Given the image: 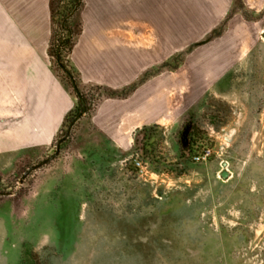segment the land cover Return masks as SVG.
<instances>
[{"label":"rangeland","instance_id":"rangeland-1","mask_svg":"<svg viewBox=\"0 0 264 264\" xmlns=\"http://www.w3.org/2000/svg\"><path fill=\"white\" fill-rule=\"evenodd\" d=\"M240 10L239 0L218 27ZM243 12L238 36L188 43L203 58L183 61L219 73L189 75L174 125L118 147L93 122L97 94L83 90L91 107L50 145L0 155V264H264V32L261 14ZM191 116L207 134L192 154Z\"/></svg>","mask_w":264,"mask_h":264},{"label":"crops","instance_id":"crops-1","mask_svg":"<svg viewBox=\"0 0 264 264\" xmlns=\"http://www.w3.org/2000/svg\"><path fill=\"white\" fill-rule=\"evenodd\" d=\"M240 1L247 14H261L253 23L264 32V0ZM82 2V32L69 56L79 88L126 91L137 85L128 96L103 99L92 114L99 130L122 148L132 145L135 131L172 126L181 118L189 75L219 73L188 65L181 56L202 57L200 50L189 55L188 43L211 35L237 5L235 0ZM243 10L210 45L238 36L236 28L250 23ZM52 33L51 0H0V155L50 145L77 106L49 62ZM231 50L229 57L242 56ZM199 79L193 81L198 88L204 81Z\"/></svg>","mask_w":264,"mask_h":264},{"label":"trees","instance_id":"trees-1","mask_svg":"<svg viewBox=\"0 0 264 264\" xmlns=\"http://www.w3.org/2000/svg\"><path fill=\"white\" fill-rule=\"evenodd\" d=\"M237 2V5L239 3V0H235V3ZM83 7L82 0H51V13L53 18V33H52V39L49 45V55L52 58H56V60L59 59L61 65L69 70L71 74L74 76L76 82H77V76L73 70V68L70 65L69 56L77 42L78 37L80 36L82 32V22L80 18V11ZM245 16V15H244ZM245 18L248 19L247 16ZM60 26L58 30L55 29V26ZM223 27L220 26L217 29H215L211 36L213 38H218L223 34ZM59 37L57 40L56 38ZM56 41V45H55ZM175 59H173L171 62H174ZM58 65V62H56ZM169 63H166L165 66L167 67ZM58 67L57 75L65 85V87L68 88V85L71 86V81L68 78V76L64 73L62 74V77L59 76V70L61 69ZM173 69L177 68L176 66L172 67ZM142 82V81H141ZM137 85L132 86L131 88L127 89L126 91H113L110 89H107L105 87L96 86L94 88H91V92H93L94 96L97 94V98L94 99L97 103L102 101L106 98H122L125 96H128ZM87 104H91L86 92L81 91ZM83 110V107L81 105V102L78 101L77 106L75 107V110L71 111L66 119V122L70 120V118L75 119ZM71 119V120H73ZM65 122V124H66ZM186 126L188 128V134H187V142H188V152L192 154L195 152L196 148H198L197 144L201 143L202 140L207 136L205 132H202L196 122V119L194 116H191L190 119L186 122ZM157 126H150V127H143L142 129L137 130V132L134 135V143L135 145L138 144L139 139L138 136L142 135L147 136V139L150 138V132L152 129H154ZM149 136V137H148Z\"/></svg>","mask_w":264,"mask_h":264},{"label":"water","instance_id":"water-1","mask_svg":"<svg viewBox=\"0 0 264 264\" xmlns=\"http://www.w3.org/2000/svg\"><path fill=\"white\" fill-rule=\"evenodd\" d=\"M57 62H58L59 68H60V69H61V70H62V71L68 76V78L70 79V81H71V85H72V88H73V90L75 91L78 100H79V101L81 102V104H82L83 110H82V112H81V113L75 118L76 121H77V120H80L82 116L86 115V113L88 112L89 108L91 107V104L87 105V102H86V100H85L83 94H82L81 91L79 90L78 84H77V82H76L74 76L71 74V72H70L69 70H67L66 68H64V67L61 65L59 59L57 60ZM50 160H51V159L45 161V162L42 163V164H45V163L49 162ZM223 177H224V178L227 177L226 173H224Z\"/></svg>","mask_w":264,"mask_h":264},{"label":"built area","instance_id":"built-area-1","mask_svg":"<svg viewBox=\"0 0 264 264\" xmlns=\"http://www.w3.org/2000/svg\"><path fill=\"white\" fill-rule=\"evenodd\" d=\"M208 153V152H207ZM206 156V155H205ZM195 160L200 161L201 157H196ZM135 166L137 167V169H139L141 172L144 171V165L142 163V161H140L139 159H135Z\"/></svg>","mask_w":264,"mask_h":264}]
</instances>
